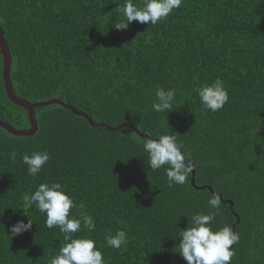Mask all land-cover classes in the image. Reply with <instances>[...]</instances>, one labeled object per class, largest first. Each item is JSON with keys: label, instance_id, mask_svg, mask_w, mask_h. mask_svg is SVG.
<instances>
[{"label": "trees", "instance_id": "16d2710c", "mask_svg": "<svg viewBox=\"0 0 264 264\" xmlns=\"http://www.w3.org/2000/svg\"><path fill=\"white\" fill-rule=\"evenodd\" d=\"M124 2L0 0L16 96L60 100L95 124L139 131L93 127L59 104L36 109L33 136L0 127V264H48L65 242L35 206L23 215L22 196L41 183L62 184L84 205L95 230L82 225L73 238L95 240L106 264H187L180 230L215 210L212 192L192 185V171L184 185L169 187L164 169L149 167L143 143L169 132L178 135L195 184L222 197L211 227L230 225L239 235L230 264H264V0H182L156 25L117 30L126 23L116 10ZM3 66L0 54V121L28 130V111L6 93ZM217 78L228 103L203 111L195 89ZM157 87L175 90L172 111L152 110ZM37 151L50 159L30 176L22 156ZM28 219L31 231L10 239L11 226ZM118 229L127 243L107 247L104 237Z\"/></svg>", "mask_w": 264, "mask_h": 264}, {"label": "clouds", "instance_id": "9594fccd", "mask_svg": "<svg viewBox=\"0 0 264 264\" xmlns=\"http://www.w3.org/2000/svg\"><path fill=\"white\" fill-rule=\"evenodd\" d=\"M181 4L182 0H141L140 4L134 3L133 0H125L116 10L125 18L126 23L121 22L115 28L127 29L132 22L156 25L175 9L180 8ZM195 91L203 111H219L229 100L227 89L219 78L211 84L196 88ZM175 96L174 89L165 90L157 87L155 100L151 105L152 110L162 114L172 111ZM177 136L169 132L160 135L158 139H146L142 146L148 155L149 167L154 171L164 169L169 187L184 185L192 171L190 163H186V154L182 151L183 145L178 143ZM16 155V152L10 153L12 159H15ZM49 159L50 156L46 151L33 152L31 155L26 153L22 156V162L26 165L30 176L39 174ZM22 200L21 209L24 216L27 217L28 210L35 206L46 216L45 226L48 229L59 227L60 232L64 234L65 242L60 244L57 254L48 264H106L95 240L73 238L74 234L81 230L82 225L89 232L94 231L95 223L83 210L84 205L77 206L73 198L63 190L62 184L41 183L34 192L25 193ZM208 204L215 211L194 215L193 226L180 230L177 246L179 255L187 264H230L235 254L233 245L238 243L239 235L230 225L214 231L211 223L219 214L220 196L213 193ZM77 207L80 209L79 218L70 216L71 210ZM32 226L33 223L29 219L27 223L23 220L18 221L10 228V239L25 231H31ZM104 240L107 247L118 250L127 243V233L123 229H118L114 234L106 235Z\"/></svg>", "mask_w": 264, "mask_h": 264}, {"label": "water", "instance_id": "95a60500", "mask_svg": "<svg viewBox=\"0 0 264 264\" xmlns=\"http://www.w3.org/2000/svg\"><path fill=\"white\" fill-rule=\"evenodd\" d=\"M0 54L3 56V62H4L3 77H4L6 93H7L8 97L12 103H14L15 105H18V106H20V107H22L28 111L29 120H30V124H31V127L28 130H18V129H15L14 127H12L11 125H9L8 123L0 121V127L5 129L10 134H12L14 136H18V137L33 136L34 134H36L38 132V127H39L37 119H36V114H35L36 109L40 108V107H47V106H52V105H56V104L65 106V107L69 108L74 114L86 118L91 123V125L93 127H104L105 126L110 131H118L124 127H128V128H132V129H135L136 131H138V129L135 128L134 126L126 125V124L121 125L117 128H112V127L107 126L103 123L95 124L91 121V119L88 117V115H86L85 113H80L74 109H71L70 107L66 106L63 102H61L60 100H51L48 102H40V103H36V104L34 103L33 104L31 102H28L25 99L19 98L18 96H16V94L14 93V90H13V84H12V80H11L12 58H11V53H10L9 47H8L6 40H5V37H4L3 30L1 28V25H0ZM143 137L147 138V136H143ZM192 175H193V178H192L191 182H192V185L196 189L203 190V189L207 188L208 190H210L212 192V194L214 193L211 186L198 187L195 184V180H194L195 172L193 170H192ZM220 198L222 199L221 196H220ZM230 204H232V203H230ZM239 222H240V218L237 217V223H239Z\"/></svg>", "mask_w": 264, "mask_h": 264}]
</instances>
